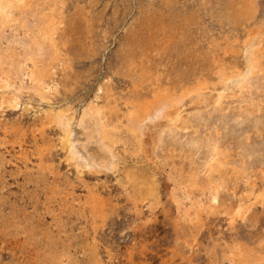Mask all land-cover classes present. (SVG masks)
<instances>
[{
	"label": "rangeland",
	"instance_id": "obj_1",
	"mask_svg": "<svg viewBox=\"0 0 264 264\" xmlns=\"http://www.w3.org/2000/svg\"><path fill=\"white\" fill-rule=\"evenodd\" d=\"M234 2L63 0V63H55L49 93L28 99L23 93L17 106L0 108V264H255L253 259L230 260L234 246L264 256V202L251 196L248 211L232 222L221 207L201 211L196 223L188 222L183 206L195 201L179 193L178 211L171 199L177 185L168 172L180 168L178 159L174 166L162 161L158 168L146 157L144 144L138 147L126 137L116 146V169L79 174L65 159L59 129L45 125L43 133L35 130L48 112L101 101L100 88L110 86L126 97L133 77L124 55L146 45L156 47L148 51L147 69L162 79L206 72L213 52L221 54L242 37V26L231 15ZM255 5L252 25L264 31V0ZM157 22L171 31L167 43L149 41ZM130 173L152 178L154 193L137 197L126 180ZM257 174L255 191L264 186ZM250 187L228 182L218 204L237 202ZM97 194L102 202L93 212L90 202Z\"/></svg>",
	"mask_w": 264,
	"mask_h": 264
},
{
	"label": "bare ground",
	"instance_id": "obj_2",
	"mask_svg": "<svg viewBox=\"0 0 264 264\" xmlns=\"http://www.w3.org/2000/svg\"><path fill=\"white\" fill-rule=\"evenodd\" d=\"M62 3L0 0L1 109L17 106L23 93L29 94L27 99L49 93L55 63H63L59 44ZM230 6L233 21L242 26V37L234 40L238 43L224 46L221 54L213 52L206 72L196 70L162 79L147 69L151 64L148 66L146 59L156 47L146 45L124 55L127 74L133 77L126 97L115 94L110 86L100 88L101 101L89 100L75 109L48 112L35 130L43 133L45 125L56 126L65 159L79 174L116 169V146L126 143V137L133 138L138 147L144 144L146 157L158 168L162 161L174 166V158L178 159L180 168L168 172V179L177 185L171 199L178 211L182 204L179 193L195 201L183 206L184 220L196 223L201 211L212 212L217 207L231 222L241 217L250 208L247 201L251 196L264 202V186L252 189L257 172L264 184V31L262 26L252 25L257 12L255 0H236ZM162 22L153 25L150 43L155 39L167 43L171 38L167 37L171 31H166ZM126 180L137 197L154 193L155 182L145 173L127 174ZM233 181L251 187L237 202L218 204L220 189ZM97 198L98 194L92 196L90 202L93 212L101 206L102 200ZM232 248L230 260L253 259L255 264H264L263 255L258 258L239 246Z\"/></svg>",
	"mask_w": 264,
	"mask_h": 264
}]
</instances>
